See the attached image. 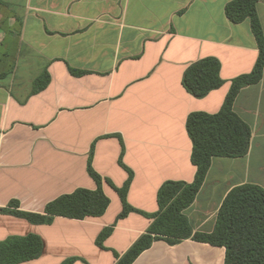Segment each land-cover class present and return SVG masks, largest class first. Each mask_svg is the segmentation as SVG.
Returning <instances> with one entry per match:
<instances>
[{
    "label": "crops",
    "instance_id": "crops-1",
    "mask_svg": "<svg viewBox=\"0 0 264 264\" xmlns=\"http://www.w3.org/2000/svg\"><path fill=\"white\" fill-rule=\"evenodd\" d=\"M233 0H0V241L39 235L43 253L18 264H116L148 232L158 191L196 175L188 116L221 110L233 79L250 73L259 49L251 23H232ZM264 29V2L258 3ZM221 61L225 83L197 98L186 69ZM49 81L38 89L46 73ZM234 110L252 129L249 153L213 159L185 211L194 232L216 226L227 194L245 183L264 188V75L245 87ZM101 177L99 182L90 172ZM131 176L120 218L116 187ZM110 198L99 217H56L34 224L3 208L44 212L78 188ZM112 228L103 245L101 233ZM226 249L186 239L155 240L132 264H225Z\"/></svg>",
    "mask_w": 264,
    "mask_h": 264
},
{
    "label": "trees",
    "instance_id": "trees-1",
    "mask_svg": "<svg viewBox=\"0 0 264 264\" xmlns=\"http://www.w3.org/2000/svg\"><path fill=\"white\" fill-rule=\"evenodd\" d=\"M264 0H233L226 5L228 19L239 24L246 20L251 23L257 40L259 55L250 73L233 79L221 110L217 113L196 111L187 118V131L193 143L192 162L196 175L192 182L170 180L158 191L159 210L148 214L153 219L148 232L143 234L116 264H132L155 240H164L176 245L186 239L209 243L226 249L225 264H264V188L258 184L245 183L234 187L226 196L217 217L214 230L209 233L194 232L185 214L196 200L204 185L213 159L217 157L241 158L251 147L252 129L234 110L235 101L245 87L261 82L264 75V29L258 12V3ZM221 61L206 57L191 64L183 76L187 91L197 98L206 97L225 83L221 76ZM49 81L44 73L38 81L43 89ZM92 176L99 182L101 177L92 168ZM131 176L122 187H116L123 202L120 218L132 211H139L128 202ZM110 205V198L99 187L96 190L78 188L49 202L42 213L19 210L18 202H12L14 209L3 208L34 224L51 223L56 217L85 219L102 216ZM112 228L105 229L98 238V244L111 234ZM44 249L39 235L11 236L0 241V264H18L38 258ZM74 258L63 264H73Z\"/></svg>",
    "mask_w": 264,
    "mask_h": 264
}]
</instances>
